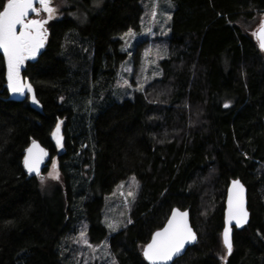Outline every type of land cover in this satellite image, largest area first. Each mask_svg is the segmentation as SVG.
I'll return each mask as SVG.
<instances>
[{
	"label": "trees",
	"instance_id": "obj_1",
	"mask_svg": "<svg viewBox=\"0 0 264 264\" xmlns=\"http://www.w3.org/2000/svg\"><path fill=\"white\" fill-rule=\"evenodd\" d=\"M88 1L54 5L46 50L27 64L43 112L8 100L0 54V264H65L62 245L79 219L101 244L104 197L131 176L140 188L130 222L110 238L116 264H148L143 249L174 208L190 211L198 243L173 264H264V52L240 26L264 16V0H171L162 77L123 101L108 90L128 57L123 37L141 29L143 0H101L99 10ZM89 98L100 105L79 118L73 102ZM33 141L60 164V206L24 165ZM82 167L89 176L76 182ZM233 179L248 190L251 219L234 230L227 256L222 232ZM75 186L100 195L79 202Z\"/></svg>",
	"mask_w": 264,
	"mask_h": 264
},
{
	"label": "rangeland",
	"instance_id": "obj_2",
	"mask_svg": "<svg viewBox=\"0 0 264 264\" xmlns=\"http://www.w3.org/2000/svg\"><path fill=\"white\" fill-rule=\"evenodd\" d=\"M93 10H99L102 6L101 0H89L87 4ZM62 5L63 0H53L51 6ZM143 15L141 19V29L139 32L131 31L123 37L124 52L128 54L126 61L117 75L116 82L110 87L109 94L117 101L134 99L135 92L141 91L147 83L162 77V62L168 56V40L175 6L171 0H143ZM58 8L50 19V22L57 16ZM41 19L48 18L43 12ZM263 17L258 14L253 20L244 21L240 26L250 36L258 32ZM48 25V24H47ZM141 48L136 60L137 49ZM104 93V92H103ZM74 108L78 111V116L89 118L99 101L89 98L85 102L74 101ZM53 161V160H52ZM45 173H40L41 188L45 196L51 199L54 205L60 206L63 192L56 193L55 185L64 184V176L60 170V164L56 162V169L52 167ZM54 173L52 176L49 173ZM76 182L83 178H88L89 169L82 167L74 169ZM58 176V178H57ZM77 186V183H76ZM74 187L77 201H86L92 194L100 195L99 191L92 192L87 186ZM140 181L136 176L129 177L120 183L115 190L104 197V208L102 212V224L107 230V237L101 244H93L90 241L89 223L84 219H79L75 223V233L69 235L64 241L62 248L68 253H62V262L65 264H116L115 258L110 250V238L112 235L124 229L130 222L129 214L134 199L139 191ZM131 192L132 195H128ZM80 209L79 206L76 207ZM81 213L80 211H78ZM82 215V213H81ZM81 233H84L81 236ZM87 240V243H85ZM226 250V248L224 247ZM227 252V250H226Z\"/></svg>",
	"mask_w": 264,
	"mask_h": 264
},
{
	"label": "snow or ice",
	"instance_id": "obj_3",
	"mask_svg": "<svg viewBox=\"0 0 264 264\" xmlns=\"http://www.w3.org/2000/svg\"><path fill=\"white\" fill-rule=\"evenodd\" d=\"M39 5L37 7L36 5ZM41 11L51 18L56 9L51 6V0H6L0 11V49L4 52L7 61V79L8 88L13 93H23L25 89L32 91L30 84L21 81L20 67L26 57L35 56L37 50L43 46L46 30L44 24L45 19H30L29 13L39 16ZM19 27V31L17 28ZM131 33V30H129ZM258 37L259 47L264 50V22L261 23L258 32L254 33ZM33 102L36 101L35 96L32 97ZM228 107V104H225ZM52 136L56 138L57 145H60L62 137H60V123H57ZM34 149L37 151L34 152ZM29 153L25 156L24 165L31 173L40 172V164L47 153L44 149L39 148L35 141L32 147L27 149ZM53 169H56L55 160L52 161ZM54 173L50 172L52 176ZM58 178V176H57ZM233 188L229 189L228 196V214L226 224L223 231V244L227 253L232 252L231 229L228 224L235 220L236 226L239 227L247 221V211L244 209L243 185L239 180L232 181ZM128 195H132L131 192ZM187 213L173 210L172 217L168 223L156 231L152 235L151 242L145 245L143 249L144 257L151 264H166L174 255L178 254L184 247L186 241L195 240V234L188 226ZM84 233H81L83 236ZM87 243V240H85ZM223 258V257H222Z\"/></svg>",
	"mask_w": 264,
	"mask_h": 264
},
{
	"label": "water",
	"instance_id": "obj_4",
	"mask_svg": "<svg viewBox=\"0 0 264 264\" xmlns=\"http://www.w3.org/2000/svg\"><path fill=\"white\" fill-rule=\"evenodd\" d=\"M52 2H53V0H51V4H52ZM36 6L39 7L38 4ZM42 14H43V11H41V13H40L39 16H36L34 13H31L30 12L29 13V18L30 19H41L40 16ZM50 19L51 18H46L45 20H47V23H45L44 26H43L44 29L46 30L45 38H44V41H43V46L40 47L37 50L35 56L26 57L25 60H24V62H23V64L20 67V77H21V81L23 83H25V84H30L31 85V87H32V91L31 92H29L27 89H25V91L23 93H13L8 88L7 61H6L5 57H4L3 50L0 49V54L4 58L5 69H6V85H5V88L7 90L8 96H9L8 97V100L9 101H12V102H24V101L27 100L29 102L30 107L32 109H34L35 111H38V112H43V106H42V104L40 103V101H39V99L37 97V94H36V91H35V88H34L33 84L30 82V80L28 78H25L24 72L26 70L27 64L28 63H35L36 61H38V59L43 55V53L46 50V47H47V44H48V40H49V36H50V30L48 28V25L50 24ZM263 22H264V16H263ZM17 31H19V27L17 28ZM256 40L258 42V47H259V40H258V37L257 36H256ZM259 49L261 50L260 47H259ZM261 51L264 52V50H261ZM33 96H35L36 101H38L39 103L33 102V99H32ZM263 125H264V119H263ZM36 144L39 145V148L44 149V151L47 153V155H45L43 157V159L41 161V164H40V171H43L46 167H48V165H49L52 157H51V154L49 153V151L47 149H45L44 147H42L37 142H36ZM30 147H32V145ZM35 151H37V149H34V152ZM28 155H29V153L27 152V156ZM31 173L35 174L36 172L33 171ZM234 180H239L240 184L243 185V189H244V191H243L244 209L247 211L248 215H247V221L245 223H242L239 227L236 226L235 220L231 221L228 224V226L231 229V234L230 235H231V242H232V251H233V236H234V230L235 229H237V230L243 229L244 227H246L250 223V219H251V213H250V210H249V207H248V190H247L246 186L241 182L240 179H233V180L230 181L229 186L227 188L226 205H225V212H224V227H225V224H226V218H227V214H228V196H229V189L233 188L232 181H234ZM173 210H179V212H182V213L186 212L187 213L186 220H187L188 226L191 228L192 232L195 234L196 239L195 240H191V241H186L185 244H184V247L180 250V252L178 254L174 255L173 258L170 261H167L166 262V264H173L174 262H176L177 260H179L180 258H182L191 247L195 246L198 243V235L195 232V230H194V228L192 227V224H191L190 211L189 210H181L179 208H174ZM173 210L171 211L168 220L172 217ZM168 220L166 221L165 225L168 223ZM223 231H224V229H223ZM150 242H151V240H150ZM222 243H223V232H222ZM223 246H224V244H223ZM142 254H143V252H142ZM231 254H232V252L230 254L227 253V256H230ZM143 257H144V255H143ZM144 260L148 264H151V262L149 260H147L145 257H144Z\"/></svg>",
	"mask_w": 264,
	"mask_h": 264
},
{
	"label": "flooded vegetation",
	"instance_id": "obj_5",
	"mask_svg": "<svg viewBox=\"0 0 264 264\" xmlns=\"http://www.w3.org/2000/svg\"><path fill=\"white\" fill-rule=\"evenodd\" d=\"M255 36V35H254ZM255 38H256V36H255ZM51 162V161H50ZM49 166V165H48ZM44 171V170H43ZM43 171H40L39 173H41V172H43ZM36 174V173H35ZM36 175H38V174H36Z\"/></svg>",
	"mask_w": 264,
	"mask_h": 264
}]
</instances>
